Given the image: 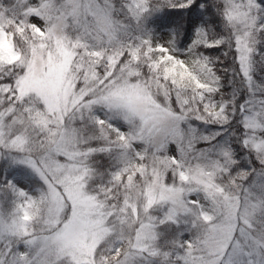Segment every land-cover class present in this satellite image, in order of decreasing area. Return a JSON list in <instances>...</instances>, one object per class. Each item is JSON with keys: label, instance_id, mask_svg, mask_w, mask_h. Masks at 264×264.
Returning a JSON list of instances; mask_svg holds the SVG:
<instances>
[{"label": "snow or ice", "instance_id": "snow-or-ice-1", "mask_svg": "<svg viewBox=\"0 0 264 264\" xmlns=\"http://www.w3.org/2000/svg\"><path fill=\"white\" fill-rule=\"evenodd\" d=\"M165 8L204 17L186 47ZM5 197L0 264H264V0H0Z\"/></svg>", "mask_w": 264, "mask_h": 264}, {"label": "trees", "instance_id": "trees-1", "mask_svg": "<svg viewBox=\"0 0 264 264\" xmlns=\"http://www.w3.org/2000/svg\"><path fill=\"white\" fill-rule=\"evenodd\" d=\"M203 20H204V17L200 15V12L198 9H195L194 11L193 9L165 8L162 11L154 13L151 17H149L148 20L146 21V25L152 29H155V31L156 30L166 31L167 27L169 26L181 28L182 29L181 44H184L194 37V28H193L192 22L196 21L197 23H199V22H202ZM208 20L210 22H214L213 26L218 32L223 31V25L220 23L219 16L209 15ZM223 51H224V47L221 46L220 48L207 49L205 50V54L209 56H222ZM219 67H220V72H222L223 68L238 67V66L233 64V61L231 60V56H229L228 59L222 58L221 64L219 65ZM221 75L223 76L222 82L224 84L222 92L224 93L225 97L227 98L233 92H235L236 103L237 104L243 103L244 99L247 96V90L246 88L243 87V85H241L239 77H236L235 79H233V74L231 72L227 74L221 73ZM196 124L198 127L201 128L202 131L208 134H215L219 131L220 135L217 136V140L221 144H223L226 141L231 142L234 139L233 136H230L228 133L220 131L216 126L201 125L200 122H196ZM73 127L79 128V124L77 123L73 125ZM233 129L237 133L241 131V129H239V127H237L235 123L233 125ZM233 147L237 149L238 156L241 157L242 165L247 160L248 167H258L259 166L258 161L253 162L254 157L251 159H248L246 156L242 155L243 151H246V150H242L239 144L233 143ZM107 164L108 162L105 161L100 166L106 167ZM19 177L34 186V180L27 171L20 173ZM0 211H2L3 213L4 220L7 221L11 213L14 211V206L8 202V197L4 198L3 207L2 209H0ZM65 215H67V212H65ZM35 230L38 235H46L44 226L42 224L37 223L35 225ZM172 235L173 233L169 232L164 238H162L160 241L161 245L162 246L164 245L166 239H171Z\"/></svg>", "mask_w": 264, "mask_h": 264}, {"label": "rangeland", "instance_id": "rangeland-1", "mask_svg": "<svg viewBox=\"0 0 264 264\" xmlns=\"http://www.w3.org/2000/svg\"><path fill=\"white\" fill-rule=\"evenodd\" d=\"M34 22H38V21H34ZM156 34L157 35H160V36H164V35H166V31H160V30H156ZM194 39V37L191 39V40H189V41H187L186 43H184V44H181V47L183 48V47H186L187 45H189L191 42H192V40ZM174 147V146H173ZM20 178V177H19ZM21 179V178H20ZM22 180V182L27 186V187H29V188H32V187H34L33 185H31L30 183H28L27 181H25V180H23V179H21ZM41 236H44V235H41Z\"/></svg>", "mask_w": 264, "mask_h": 264}]
</instances>
